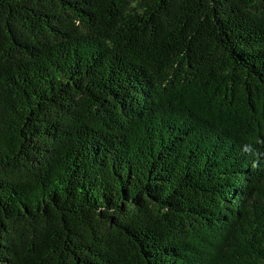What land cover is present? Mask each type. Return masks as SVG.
Returning a JSON list of instances; mask_svg holds the SVG:
<instances>
[{
  "label": "trees",
  "instance_id": "16d2710c",
  "mask_svg": "<svg viewBox=\"0 0 264 264\" xmlns=\"http://www.w3.org/2000/svg\"><path fill=\"white\" fill-rule=\"evenodd\" d=\"M0 264H264V0H0Z\"/></svg>",
  "mask_w": 264,
  "mask_h": 264
}]
</instances>
